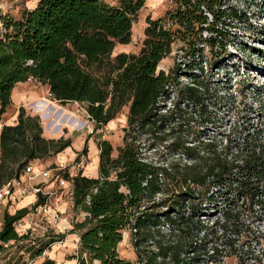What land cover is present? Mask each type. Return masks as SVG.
Here are the masks:
<instances>
[{
    "label": "trees",
    "instance_id": "trees-1",
    "mask_svg": "<svg viewBox=\"0 0 264 264\" xmlns=\"http://www.w3.org/2000/svg\"><path fill=\"white\" fill-rule=\"evenodd\" d=\"M226 2L174 0L164 16L148 18L138 53L116 55L118 44L130 43L145 0H121V5L38 0L19 17L0 7V119L15 85L31 78L46 85L60 102L86 104L98 126L129 107L118 155H113L109 141L100 144L98 176L64 174L72 181L74 215L86 213L70 230L80 232L79 264H87L86 259L91 264H219L223 249L218 243L226 234L239 264H251V259L252 264H264V250L255 254L250 241L256 236L243 222L246 214L264 216V124L233 129L234 136H226V142L200 132V126L213 118L206 112L210 87L203 65L199 76L185 72L195 84L184 87L181 62L169 72L159 69L178 43L186 62L195 61L206 47L226 49L231 41L228 19L243 20L242 13ZM168 99L174 107L167 109ZM185 101L199 105L198 112H189L182 106ZM169 139L171 161L150 160L148 148ZM68 145L45 138L38 116L20 106L15 122L0 130V188L18 178L31 161L46 159ZM42 202L38 194L36 204ZM212 209L221 214L210 225L203 217ZM27 211L4 212L0 253L11 241L13 245L29 239L30 232L19 234L15 229ZM126 231L132 235L137 263L120 255ZM65 235L40 242L32 256H40Z\"/></svg>",
    "mask_w": 264,
    "mask_h": 264
},
{
    "label": "rangeland",
    "instance_id": "rangeland-1",
    "mask_svg": "<svg viewBox=\"0 0 264 264\" xmlns=\"http://www.w3.org/2000/svg\"><path fill=\"white\" fill-rule=\"evenodd\" d=\"M37 1L1 0L0 7L4 13L19 17L24 10L34 7ZM105 1L113 5H121V0ZM173 1L145 0V5L139 11L133 25L130 43L118 44L114 55L121 52L138 53L145 39L148 18L157 19L164 16L173 4ZM226 4L237 8L242 13L243 18V20L228 19V21H231L232 26L229 29L231 41L227 43L226 49L216 48L214 51H211L209 47H206L203 55H197L195 61L190 59V61L186 62L184 53L179 49L181 43H178L174 46L173 52L159 64L160 70L169 72L181 62L179 74L180 86L182 87L195 84L191 79L192 77L187 76L185 72L199 76L202 72L200 65H203L204 76H207L206 80L210 87V93L205 98V104L208 107L206 112H209L213 118L212 121L200 126L199 131L203 130L206 134H215L223 142H226V136H234L233 129L236 131L240 130L244 125L249 128V124L255 126L264 124V0H227ZM21 84L19 87L21 86V91L26 92L27 96L28 94L37 92V96L33 98L27 97L20 103V106H23L27 113L38 116L42 124L43 136L55 140L61 139L62 143L68 141L69 145L46 159H37L30 162L34 166L35 175L31 179L25 177L21 182V187L27 189L25 195L21 194L17 187L12 189V198L16 196L17 192L20 199L29 192L34 193L31 190V186H41L45 194L35 193L37 197L34 202L29 203L28 207H24L28 211L22 217V221L27 219V230L25 232H30L29 239L14 243L13 245L12 241L5 244L4 250L0 253V264H26L28 261L36 264L34 262L36 257L32 256V248H37L40 242L48 241L50 237L58 234L59 232L55 228L59 227V224L62 223L57 204H54L57 215L56 222L53 221L51 216L38 213V207L48 199L47 197H49V201L51 200L52 203L55 202L51 197L63 190L67 191L65 193L72 199V181L64 178V174L68 173L70 176H75L79 173V170H84L86 174H98L100 144L103 141H109L114 148L113 155L117 156L118 149L124 144V129L128 123L129 107H124L118 117L108 124L98 126L90 118L86 104L73 101L60 102L52 97L46 85H42L32 78ZM39 102H44L41 108L37 107ZM191 102H182V106H188L189 112L196 110L198 112L200 106L193 105ZM164 105L167 109L172 108L174 107V101L168 99ZM19 107L18 105H14V103L13 105H9L2 114L1 119H5L8 123L11 122L14 113L18 111ZM194 123L192 121V124ZM170 141L171 139L165 141L163 144H158L154 148H148L150 141H145L148 148L146 154L149 159L156 162L171 161L169 157L172 151L169 145ZM85 149L87 150L86 153L84 152ZM181 158L183 162L187 161L186 158ZM42 169L49 171L48 178L44 179L42 176H36V173ZM57 176L69 180L68 187L66 186L63 189V186L58 184L63 190L54 189L47 194L44 186L50 180H56ZM41 179H43L42 183L36 185V182ZM38 194H40L43 200L40 204H36ZM3 202L2 200L0 201V218L3 217L4 212H8V207ZM17 210L14 205L9 211L11 214H14ZM210 212L208 213L210 215L203 218H207V221H210L207 223L211 225L212 221L221 212L215 209H212ZM72 218L69 219L74 222ZM30 219L32 220L31 222H29ZM243 222L250 224L252 234L256 236L254 241H250L252 242V249L255 250L256 255L261 254L264 250V216L261 214L247 216L246 214L243 217ZM63 228L60 233L66 234L68 230ZM248 235L252 236L250 233ZM235 236L231 235V238H235ZM229 237L230 234H226V237L219 239L218 245L223 249L221 256L218 257V260L220 259L219 262L217 261L219 264H239V258L235 256L233 250L226 243ZM62 240H56L55 242H61ZM241 240H243L242 237ZM246 246L248 244L244 245L245 249L247 248ZM75 250H77L75 251L77 253H75L74 257L78 259L80 256V246ZM119 251L121 257L125 260L132 263L138 262L137 250L133 245L132 235L129 231H126L124 240L119 245ZM84 257L87 258V255L84 254ZM249 262L252 264L254 260L251 259Z\"/></svg>",
    "mask_w": 264,
    "mask_h": 264
},
{
    "label": "crops",
    "instance_id": "crops-1",
    "mask_svg": "<svg viewBox=\"0 0 264 264\" xmlns=\"http://www.w3.org/2000/svg\"><path fill=\"white\" fill-rule=\"evenodd\" d=\"M21 83H23V82H18L15 85V87L12 89V92H11V101H12L11 104L13 105V103H14V105H18V107L20 106V103L22 101H24L27 97L33 98V97L37 96V92L28 94V96H27L26 92L21 91V89H22L21 86L19 87V85H22ZM17 112L14 113V116L12 117V121L9 123L6 122L5 119H0V130L4 124H12L15 122ZM79 171H82V170H79ZM82 173L86 176H89V177H97L98 176V174H86L84 170L82 171ZM36 176L41 177L39 172L36 173ZM42 181H43V179L39 180L38 182H36V185L42 183ZM43 184H45V183H43ZM54 189H62L58 185L56 180H54V179L50 180V182H48L44 186V190L47 192L52 191ZM65 192H67V191H65V190L60 191L59 194L51 197V199L56 202L57 209L59 210V212L61 214V222L62 223L59 224V227H57L58 229L55 228L56 231L60 233L61 229L65 226L67 228H63V229H67L68 231H67L64 239L61 242H54L52 245H50V247L48 249L44 250V252L40 256H38V257H36V259H34L35 260L34 262L36 264H44V262L46 260H49L51 262V264H78V259L75 258L74 255H75V253H77V252H75V251H77L75 249H78L80 246V232L79 231L70 232V230L72 229L71 223L73 222V220H70L69 218L73 217L72 219H74V222H75V221H82L85 216L83 215L82 212L77 214V215H74L73 210H72L73 201H72V199H70L69 195L66 194ZM15 195L16 196H14V198L7 197V198L2 200V201H4L3 203L5 205H7L9 214H11V212L9 211L10 208H12L14 205L16 206V209L19 210L21 208L26 207L29 203L34 202V200L37 197V194L31 193V192H29L26 196L21 197L22 199H20V197L18 196L19 195L18 192ZM2 218H0V229L2 226ZM21 219H23V218H21ZM26 220L24 219V222H26ZM62 225H64V226H62Z\"/></svg>",
    "mask_w": 264,
    "mask_h": 264
},
{
    "label": "built area",
    "instance_id": "built-area-1",
    "mask_svg": "<svg viewBox=\"0 0 264 264\" xmlns=\"http://www.w3.org/2000/svg\"><path fill=\"white\" fill-rule=\"evenodd\" d=\"M39 173L44 179L49 177V171L48 170L42 169ZM34 175H35L34 166L32 165V163H29L25 167L24 171L22 172V174L18 178L10 179L2 185V187L0 188V201L7 198V197L12 198V189L15 187H17L18 191H20L21 194L25 195V193L27 192V189L24 187H21V182L23 181V179L25 177H27L28 179H31L32 176H34ZM56 180L60 186H63L62 187L63 189H65L66 186L68 187L67 184H69V180H65L64 178H61L59 176L56 177ZM31 190L34 193H44L45 194V192H43V188L41 186H31ZM47 194H48V192H47ZM47 198L48 199H46L44 203L40 204V206L37 209V212L40 213L41 215L51 216L53 218V221L56 222V216L57 215H56L55 209H54V204H56V203L55 202L52 203L51 200L49 201V197H47ZM83 215L86 216V213H83ZM22 220L23 219H19L15 223V229L19 234L25 233V230H27L26 229L27 224H26V222H24ZM31 221L32 220L30 219L29 222H31ZM22 229H24V230H22ZM86 261H87V264H91V263H89V261L87 259H86ZM26 264H32V262L28 261Z\"/></svg>",
    "mask_w": 264,
    "mask_h": 264
},
{
    "label": "bare ground",
    "instance_id": "bare-ground-1",
    "mask_svg": "<svg viewBox=\"0 0 264 264\" xmlns=\"http://www.w3.org/2000/svg\"><path fill=\"white\" fill-rule=\"evenodd\" d=\"M43 104H44V102H39V103L37 104V107H38V108H41V107L43 106Z\"/></svg>",
    "mask_w": 264,
    "mask_h": 264
}]
</instances>
